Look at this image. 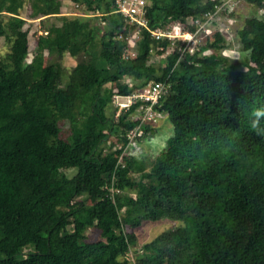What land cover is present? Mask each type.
I'll list each match as a JSON object with an SVG mask.
<instances>
[{"label": "trees", "instance_id": "16d2710c", "mask_svg": "<svg viewBox=\"0 0 264 264\" xmlns=\"http://www.w3.org/2000/svg\"><path fill=\"white\" fill-rule=\"evenodd\" d=\"M71 1L103 26L62 18L37 39L39 49L78 60L61 86L59 62L26 61L23 0H0V38L10 43L0 57V264H264V0H243L262 12L237 30L248 56L234 59L217 52L222 30L208 27L193 51L150 33L194 32L196 19L230 16L224 0H145L144 26L117 11L122 0ZM61 6L32 0L31 15ZM156 82L168 89L154 110L173 134L149 170L137 169L127 134L138 124L135 141L156 133L141 123L143 102L116 118L106 107L111 95ZM159 220L177 224L126 258L136 243L127 229Z\"/></svg>", "mask_w": 264, "mask_h": 264}, {"label": "rangeland", "instance_id": "374dc122", "mask_svg": "<svg viewBox=\"0 0 264 264\" xmlns=\"http://www.w3.org/2000/svg\"><path fill=\"white\" fill-rule=\"evenodd\" d=\"M62 6L60 9V13L54 15H45L38 16L37 18H33L31 15L32 12V0H23V6L19 10V15L25 20V24L23 30L28 31L27 43H28V55L26 61H31L35 57H42L44 65L59 62L61 66L64 68L63 73L61 75L59 84L61 86L67 85L69 83V73L72 68L75 66L77 59L70 58L66 54L60 56L57 52H49L45 49H39L37 47V39L44 34V30L53 24H60L62 18H70L76 17L82 19L87 23H96L98 26H103L102 21H100L99 17H96L95 14L84 13L81 10V5H77L73 3L71 0H61ZM222 6H229L233 8V12H231L230 16L217 17L215 21L208 25L212 30H222L224 35V48L217 52H222L229 58H241L247 57L248 52L243 51L239 47L238 43V34L237 30L241 28L244 23V19L249 16H260L261 17V9H257L254 5L247 3L243 0H224ZM98 15V14H96ZM190 21V20H188ZM103 32V28H101V33ZM134 34L133 30L130 32V37ZM212 34V33H211ZM210 34V35H211ZM204 35V34H203ZM137 37V34L135 35ZM135 36H132V39H135ZM21 37V36H20ZM205 37V35H204ZM203 39V38H202ZM201 39V41H202ZM10 48V43L5 42L4 39L0 38V57L5 55ZM171 48H168L165 53H168ZM209 52V51H208ZM206 53V52H204ZM156 67H160L159 63L154 64ZM80 91V90H78ZM81 93H78V95ZM114 95V94H113ZM111 95V100L108 102L106 107V113L111 117L114 116L116 118L118 114L121 113L124 105L129 103V99H123L117 96V100L113 98ZM81 105L78 101L74 104V114L81 116L80 112L82 111ZM258 117H261L262 114H258ZM60 136L62 138H66L69 134V126L66 121H60ZM151 127L156 129V133L145 141H134L133 146L129 143H126L125 154L127 158L131 160L133 164H137V169L140 167L143 170H149V168L145 169V165L148 162H152V159L162 150L165 145L167 139L173 134V125L168 121L166 117H156L151 122ZM112 140V139H111ZM116 141V138H115ZM116 158L122 160V154L116 155ZM117 159V160H118ZM151 160V161H150ZM138 162V163H137ZM136 170V169H135ZM143 170L133 171L132 176L139 177ZM68 175H72L74 170L66 171ZM179 174V173H178ZM172 175V171H171ZM176 175V172L174 173ZM176 221L170 220H159V221H142L140 225L131 229H127L129 232L133 231L136 237L135 245L130 247V251L126 254V258L130 261L134 262L136 259L135 256L139 257L141 253V245L145 242L150 241L156 235L161 233L162 231L176 225ZM90 240H97L100 238L99 232L95 228H90L86 232ZM194 239V237H193ZM141 257V255H140Z\"/></svg>", "mask_w": 264, "mask_h": 264}, {"label": "built area", "instance_id": "2783aa9c", "mask_svg": "<svg viewBox=\"0 0 264 264\" xmlns=\"http://www.w3.org/2000/svg\"><path fill=\"white\" fill-rule=\"evenodd\" d=\"M117 11L122 12L125 16L131 18V21H136L139 25H145V0H122L118 2ZM197 25L194 32H182L180 27L176 29V32H160V31H150L151 35L156 38L167 36L169 39L173 40L175 38H181L186 41L184 48H189L190 51L197 49L198 45L204 40V35L208 29L206 21L201 22L200 20L192 21ZM177 26V25H176ZM203 38V39H202ZM202 39V41H201ZM168 86L162 82L150 83L146 87L141 88L137 93L133 94L130 99L140 100L143 105H140V110L143 108V114L141 116V123H151L156 117L160 115L154 110V106L158 103V100L163 94L167 92ZM140 125L138 124L135 129L129 131L127 138L131 145L136 138L141 133ZM117 162H120L118 159Z\"/></svg>", "mask_w": 264, "mask_h": 264}, {"label": "clouds", "instance_id": "9594fccd", "mask_svg": "<svg viewBox=\"0 0 264 264\" xmlns=\"http://www.w3.org/2000/svg\"><path fill=\"white\" fill-rule=\"evenodd\" d=\"M144 18H145V14H144ZM135 94V93H134ZM133 95V94H132ZM132 95H129V96H123V95H117V94H114L113 95V98L114 99H116L117 100V96H119V97H121V98H123V99H129V103H127L126 105H124V106H122V107H128L129 105H131V104H133L134 102H136V100H134V101H132V99H130V97L132 96ZM138 101H140V100H138ZM159 102V101H158ZM158 104V103H157ZM156 104V105H157ZM143 105V104H142ZM155 105V106H156ZM155 106H154V108H155ZM139 115H142L143 113H141L140 111H139V113H138ZM149 123V122H148ZM135 129V128H134ZM133 130V129H132ZM118 159V158H117ZM118 161V160H117ZM119 163V162H118Z\"/></svg>", "mask_w": 264, "mask_h": 264}]
</instances>
